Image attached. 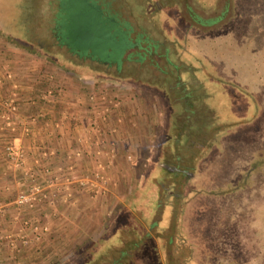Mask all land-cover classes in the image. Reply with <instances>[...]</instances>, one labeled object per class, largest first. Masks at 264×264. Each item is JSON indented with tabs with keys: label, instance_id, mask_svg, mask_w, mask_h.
I'll return each instance as SVG.
<instances>
[{
	"label": "rangeland",
	"instance_id": "1",
	"mask_svg": "<svg viewBox=\"0 0 264 264\" xmlns=\"http://www.w3.org/2000/svg\"><path fill=\"white\" fill-rule=\"evenodd\" d=\"M86 2L0 0V101L16 105L10 112L0 103V131L10 139L2 155L7 144L24 153L4 160L16 183L2 189L0 264H264V0ZM73 13L89 14L88 24L103 18L104 30L95 24L91 34L105 47L125 40L120 60L130 54L129 62H141L134 57L143 53L141 68L121 64L117 73L113 63L88 64L57 46L54 30L72 45L83 38L78 22L68 27ZM75 50L104 58L98 49ZM174 66L184 67L178 77ZM47 91L77 94L101 137L119 123L122 98L146 121L124 116L138 137L126 135L123 156L112 140L111 161L87 154L86 174L51 145L39 150L42 165L14 133L33 135L20 104L40 112ZM103 103L117 112L102 119ZM177 162L178 173L160 176L161 166ZM32 168L35 175H25ZM21 193L31 203H16Z\"/></svg>",
	"mask_w": 264,
	"mask_h": 264
},
{
	"label": "crops",
	"instance_id": "2",
	"mask_svg": "<svg viewBox=\"0 0 264 264\" xmlns=\"http://www.w3.org/2000/svg\"><path fill=\"white\" fill-rule=\"evenodd\" d=\"M178 62H181L183 66H185L184 61L181 60ZM0 82H1V79H0ZM2 90L3 92H5L4 89ZM45 94L49 98L45 99L46 101L44 103L45 105L38 106L40 107L39 109L42 110L40 112L38 108L35 109L33 105L29 106L28 103H24V102L20 104L23 110V113H21V117H26V115H24L25 113L28 114L27 115L28 117L32 116V118L26 122L28 123V126H30L29 133L32 132L33 135L23 136L25 133L19 132V131H18L19 133L18 132L14 133L15 135H19V144H21L24 150H27V152L31 153L32 157L33 155H35L36 161L40 162L39 164H42V165L44 164L43 163V159H44L43 153H45L44 150L42 152L39 150L43 149L44 145L45 146L51 145L56 148L55 152L57 153V157L63 154H65V157L66 156L71 157L72 160L78 162L79 164L78 167L81 168V174H86L89 171L90 167H92V165L90 164V159H89L90 157H88L87 154L90 155L92 152L93 153L99 152V153H102L101 157H103L102 158L103 162L111 161L110 156H112L111 154L112 145H113L112 140H114L116 143L115 145L117 147L116 154H118L120 152H123L122 150H120L121 149L119 148L120 146L127 149L128 141L125 140L126 135H128L126 139L131 140V142H132V139L138 137V135L134 136V135L128 134L129 133L127 132L128 126L125 124L126 120L124 119V116L131 113V114H136V117L139 115H141L142 117L143 110L141 109L140 106L138 107L136 105H133L134 106L133 107L131 103L128 105L127 103L129 99L128 97L122 98L120 101L121 106L119 108V113L121 114V118L118 121L119 123L116 122L114 124L115 126L111 127V130L108 132V134H107V128L103 129L104 136L101 137L99 136L100 134H98L95 131V128L93 127V125H95L96 122L94 124V122L92 121V117H89L88 113H80L81 110L79 109H81L82 107L79 103V100L78 102L76 101L77 94L68 93V92L64 93L62 91L60 92L58 91V94H55V95L49 91L45 92ZM29 97L30 96H28V99ZM42 97H43V94L41 93V98ZM30 110L33 112H30ZM39 117H41V119L37 120ZM83 117H87V119ZM20 120L21 119H19V121ZM145 121L146 120L144 119V116H143L141 119L142 126L145 123ZM132 124H135V123H132ZM150 124H153V123H150ZM0 130L2 129L0 128ZM112 131L114 132L112 133ZM92 136H96V137L91 139ZM140 137H141L140 139L141 143L144 144L145 135L142 134ZM8 138H9V133L7 134V133H4V131H0V200H6V198H4V195L6 193H4V191L2 190L4 188L3 187L4 184L7 183L9 185H14V182L16 180L13 175L14 172H11L9 169L7 171L6 161L8 160L5 156L3 157L2 155V149H3L4 143L10 140ZM16 142L17 141H15V143ZM132 145L135 146L134 144ZM120 156H123V154L120 153ZM92 157L94 159L96 158V156H92ZM61 159L63 162L64 159L63 158ZM86 161H88V165H82L83 162L87 164ZM115 161L117 160L115 159ZM115 161L114 163L116 164L117 162ZM9 203L11 202H8V204ZM25 210H27V208ZM25 212L28 213V210Z\"/></svg>",
	"mask_w": 264,
	"mask_h": 264
},
{
	"label": "flooded vegetation",
	"instance_id": "3",
	"mask_svg": "<svg viewBox=\"0 0 264 264\" xmlns=\"http://www.w3.org/2000/svg\"><path fill=\"white\" fill-rule=\"evenodd\" d=\"M78 1V3H79V6L81 7V8H85L86 7V5L87 4H89V3H87L86 2V0H77ZM89 6V5H88ZM95 9H98V6L97 7H95ZM205 10V9H204ZM213 12L215 11L214 9H211ZM83 13V12H82ZM101 13V11L99 10V13H98V15ZM79 14H81V11H80V13ZM85 14V13H84ZM79 17V18H78ZM78 17H76V15L73 13V14H71L70 15V19H68L69 20V25H68V27H71V26H73L72 28H73V30L74 29H76L75 27H76V22H78L77 24H79L81 27H84V29H83V31H84V35H82L83 36V38H82V40L80 41V40H77V41H75L74 43H73V45H72V43H70L71 42V40H72V38L70 37V36H63V33L62 32H60V31H52V33H53V37L55 38V42H56V45L57 46H59V47H62V48H64V50H66L65 52H67V53H70L71 54V56H73V57H75V55H79V57L81 58V59H87L88 58V64H98V63H103V64H107V63H109V64H114V65H112V68L114 69V71H116V69L118 70V68H119V65L121 66V64H123V66L125 67V69H131V68H135L136 70H138V69H140L141 68V62H142V59L144 58V56L145 55H143V53H141V54H138V53H136L135 54V57H134V59L135 60H141V62H138V61H132V62H129L130 60H128V57H131L132 58V55H130V54H127V56L123 59V60H120V57H121V55H122V51L123 50H125V48H127V42L125 41V40H122V42L120 41L119 42V44H115V43H108L109 45H107L106 47L105 46H102L103 44L102 43H104L105 42V44H106V40H102V39H100V38H92L91 40H89V36H90V34H91V28H93L92 27V25H95L96 24V26H98L97 28H98V30L99 31H103L104 29H103V27H102V22H103V18H101L100 19V21L98 20V18H97V22L95 21V22H93L92 24H88V21H90V17H89V14L87 15H85V16H78ZM213 18V17H212ZM211 18V19H212ZM210 20V19H209ZM62 22H64V21H62ZM56 23V22H55ZM63 27H64V25H63ZM68 33L70 34V35H72V33H73V31H70V30H68ZM62 34V35H61ZM61 36V37H60ZM72 42H73V40H72ZM122 43V44H121ZM107 47H108V49L109 50H107ZM79 49V50H83V51H86V50H90L91 52H92V49H98V51L99 52H101L102 51V53H104V58H99V59H96V57H94L93 55H85L84 53L83 54H81L80 52H78V51H76L75 49ZM89 48V49H88ZM174 51L172 52V54L174 55V56H176V58L177 57H179L180 56V52L178 51V52H176V49H174V48H172ZM145 51V50H144ZM90 52V53H91ZM170 50L169 49H166V50H164L162 53H160V54H162V58L164 59V58H166V56L164 55V53H168L169 55H170ZM119 53V54H118ZM82 56V57H81ZM157 56H159V55H157ZM169 57V56H168ZM76 59V58H75ZM181 57H179V61H181ZM167 61V64L168 65H171V63L169 62V59H167L166 60ZM123 62V63H122ZM108 64V65H109ZM166 64V63H165ZM134 65V66H133ZM177 65V64H176ZM111 66V65H110ZM116 66V67H115ZM153 66H155V65H153ZM175 68L172 70H168L170 73H173L174 71H175V69H176V73H178L176 76L178 77L179 76V74H180V70H182V68H184V67H182V68H180L179 69V67H176V66H174ZM116 68V69H115ZM162 71V70H161ZM159 69H158V72L159 73H161L162 74V72H161ZM184 71H187V70H184ZM117 72V71H116ZM118 73V72H117ZM163 73L164 74H167L166 73V71H163ZM197 82H198V84H200L201 85V83H199V81L197 80ZM178 83H182V82H178ZM202 86V85H201ZM187 91H186V94H188V93H191V92H189L188 90H189V88L188 89H186ZM204 91V90H203ZM203 91H201V93H203ZM205 93V92H204ZM202 95V94H201ZM200 95V96H201ZM190 97H193L191 94L189 95ZM170 163H172V161H169ZM172 167H171V166ZM170 165H167V164H165L164 166H162L163 168L162 169H165V172L164 173H160V176H162V177H166V178H169V174H171V173H175V172H177V171H179V163L177 162V164H170ZM178 173V172H177ZM181 175V174H180ZM170 183H172V182H170ZM174 183V182H173Z\"/></svg>",
	"mask_w": 264,
	"mask_h": 264
},
{
	"label": "built area",
	"instance_id": "4",
	"mask_svg": "<svg viewBox=\"0 0 264 264\" xmlns=\"http://www.w3.org/2000/svg\"><path fill=\"white\" fill-rule=\"evenodd\" d=\"M10 78V77H9ZM89 99H93V97L90 95L89 96ZM0 103L2 104V106H6V109L9 110L10 112H13L16 110V105L14 104V101L11 99L10 102H8L7 100L5 101H0ZM104 110L101 111V113L103 114L102 116V119H106V117H108L111 113H116V108L115 107H112L111 105H107L106 103L104 104ZM7 120V124L8 125H11L13 124V122L9 121L10 120V116L7 114L4 116ZM11 129H14V126L12 125ZM6 148V151H5V157L7 159H15L18 156H23L24 157V153H22L20 150V152H18V149L17 150H14L13 149V146L11 144H7L5 146ZM129 157V156H128ZM100 172L98 171V173H96V176L99 177V178H103L104 180L106 179L107 180V175H104L103 173H101V175H98ZM25 175L27 176H34L35 173H34V170L33 169H29L28 171H25ZM105 180V181H106ZM32 200V196H29L25 193H21L18 198L16 199V203L18 204H22V203H31L30 201Z\"/></svg>",
	"mask_w": 264,
	"mask_h": 264
},
{
	"label": "trees",
	"instance_id": "5",
	"mask_svg": "<svg viewBox=\"0 0 264 264\" xmlns=\"http://www.w3.org/2000/svg\"><path fill=\"white\" fill-rule=\"evenodd\" d=\"M28 1V0H27ZM27 4H28V2L27 3H25V6L26 7H24V10H27L28 9V6H27ZM3 30V29H2ZM26 32V31H25ZM25 32H23V33H25ZM3 33V32H2ZM5 35L6 34H11V35H13L12 33H10L8 30H5V33H4ZM23 35V34H22ZM22 35H21V37H22ZM95 35V36H94ZM6 37H8V36H6ZM18 37H20V36H18ZM24 37V36H23ZM22 37V38H23ZM95 37H97V38H100V39H102L101 38V36H97L96 34H94V32L92 33V34H90V36H89V40H91L92 38L94 39ZM8 38H10L11 40H13V38L12 37H8ZM16 39V40H15ZM17 40H19V39H17V37L15 36V38H14V40L13 41H15V42H17ZM102 40H105V39H102ZM20 41V40H19ZM109 42H115V40L114 39H111ZM120 42V41H119ZM117 43V42H116ZM117 44H119V43H117ZM30 51H32V49H29ZM192 100H189V103L191 102ZM191 103H193V102H191Z\"/></svg>",
	"mask_w": 264,
	"mask_h": 264
}]
</instances>
